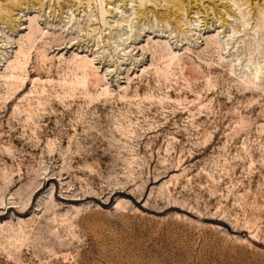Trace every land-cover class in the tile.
I'll return each instance as SVG.
<instances>
[{
    "label": "rangeland",
    "instance_id": "rangeland-1",
    "mask_svg": "<svg viewBox=\"0 0 264 264\" xmlns=\"http://www.w3.org/2000/svg\"><path fill=\"white\" fill-rule=\"evenodd\" d=\"M0 264H264V0H0Z\"/></svg>",
    "mask_w": 264,
    "mask_h": 264
},
{
    "label": "bare ground",
    "instance_id": "bare-ground-1",
    "mask_svg": "<svg viewBox=\"0 0 264 264\" xmlns=\"http://www.w3.org/2000/svg\"><path fill=\"white\" fill-rule=\"evenodd\" d=\"M34 15H35V14H34ZM38 17H39V16H38ZM30 19H32V18H30ZM37 19H38V18H37ZM32 20H33V19H32ZM28 21H29V19H28ZM38 21H39V20H37V22H38ZM29 23H30V21H29ZM31 23H32V22H31ZM31 23H30V24H31ZM44 23H45V22H44ZM46 23H47V22H46ZM35 25H36V24H35ZM33 27H34V26H33ZM38 28H40V27H38ZM28 30H29V29H28ZM36 30H37V29H36ZM36 30H35V31H36ZM28 32H29V31H28ZM38 32H39V30H38ZM32 33H33V32H32ZM37 34H38V33H37ZM26 36H27V35H26ZM25 38H27V37H25ZM19 50H20V48H19ZM19 50H18V51H19ZM15 53H16V52H15ZM25 53H26V52H25ZM173 55H174V54H173ZM23 56H25V55H23ZM86 58H87V57H86ZM86 58H85V59H86ZM23 59H24V58H23ZM81 59H82V58H81ZM80 61H81V60H80ZM88 61H89V60H88ZM89 63H90V62H89ZM81 64H82V63H81ZM85 65H86V64H85ZM85 68H86V67H85ZM11 69H12V68H11ZM82 76H83V75H82ZM75 79H77V78H75Z\"/></svg>",
    "mask_w": 264,
    "mask_h": 264
}]
</instances>
